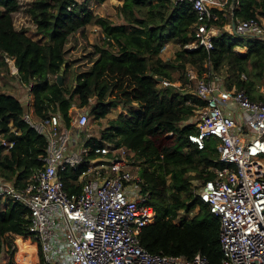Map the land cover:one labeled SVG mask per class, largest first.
Instances as JSON below:
<instances>
[{"label":"trees","instance_id":"obj_1","mask_svg":"<svg viewBox=\"0 0 264 264\" xmlns=\"http://www.w3.org/2000/svg\"><path fill=\"white\" fill-rule=\"evenodd\" d=\"M86 1L35 0L25 10L36 26L38 39H33L28 30L14 26V15L22 9L19 0H0V75L6 73L27 87L24 100L0 92V178L24 187L43 166L47 140L24 121L25 114L37 119L58 114L70 126L74 108L100 121L119 103L136 105L137 111L112 121L99 143L125 147L142 164L138 165L142 193L156 211L155 223L140 234L142 246L151 253L186 259L200 254L209 264H221L220 221L198 198V187H193L194 180L213 178L210 168L219 167V155L211 157L208 148L199 151L188 141L195 131L191 119L204 103L192 93L160 88L157 79L180 84L173 74L181 73L186 83L189 66L199 76L218 77L228 89L264 100L259 92L264 88V40L223 31L214 39L212 51H187L196 22L189 4L174 7L170 0H124L117 9L119 21L114 23L95 15ZM233 13L241 20L264 16V0H236ZM90 25L104 35L103 45L95 47L99 59L87 71L75 74L71 86L65 48L73 34ZM172 41L180 44L176 59L163 61L161 50ZM237 48H246V54ZM8 59L14 61L17 72H11ZM64 65L59 86L57 76ZM4 141L15 145L7 152ZM97 141L92 139L89 145ZM86 168L82 165L63 175L69 192L80 191L78 179ZM195 208L200 210L197 215L176 223L181 212L189 214ZM27 215L26 207L19 204L0 210V244L10 256L7 264L43 261L40 243L28 232Z\"/></svg>","mask_w":264,"mask_h":264},{"label":"built area","instance_id":"obj_2","mask_svg":"<svg viewBox=\"0 0 264 264\" xmlns=\"http://www.w3.org/2000/svg\"><path fill=\"white\" fill-rule=\"evenodd\" d=\"M170 2L174 7L189 4L196 16L194 39L185 49L212 51L220 13L230 0ZM234 5L231 2L232 12ZM233 23V35L264 40L260 17ZM13 68L17 72L15 63ZM185 77L184 85L164 79L158 83L160 88L192 93L204 103L191 122L195 131L188 135L194 147L204 151L213 138L219 141V167L210 168L214 176L200 184L197 196L220 221L221 264H264V175H250L253 162L264 156V100L228 89L218 77L199 76L193 67H187ZM259 92L264 94V88ZM24 121L47 140L43 166L24 187L0 178V210L11 204L26 207L28 232L41 245V264H209L200 254L186 259L142 246L140 234L155 223L156 212L142 193L141 177L133 172L135 155L111 143L101 146L100 140L89 145L91 137L81 135L89 113H79L70 126L53 113L43 119L25 114ZM14 145L3 142L7 152ZM82 165L87 168L78 179L80 191L69 192L63 175ZM4 254L2 247L0 264H6Z\"/></svg>","mask_w":264,"mask_h":264},{"label":"rangeland","instance_id":"obj_3","mask_svg":"<svg viewBox=\"0 0 264 264\" xmlns=\"http://www.w3.org/2000/svg\"><path fill=\"white\" fill-rule=\"evenodd\" d=\"M34 1L35 0H19L22 9L19 13L14 15V26L17 30H21V29L28 30L29 36H31L33 39H38V37L35 34L36 26L25 13V10ZM78 1L79 3L83 2V0H78ZM86 2L87 5L90 7V9L93 10L95 15H98L106 19H110L114 23H118L119 19H118L117 9L118 7L124 4V0H109L104 4H98L94 0H87ZM103 38L104 35L101 32L100 28L94 25H90L85 29H82L77 33L73 34L68 39V43L65 49H66L67 65L70 67L69 75L67 76V81L69 82V85L71 86L73 85L75 74L87 71L99 59V55L96 53L95 47L96 45H100V46L103 45ZM166 47H167L166 50L164 52H161L159 57L163 61H174L176 59L178 51L180 50V44L172 41L169 44H167ZM236 51L242 54L240 51L238 50ZM8 66L11 72H13L14 63L12 61H10V63L8 62ZM180 76H182L181 73L173 74L174 79L176 80L179 79L180 81H182L180 82L181 85L186 84ZM52 79L54 80V78ZM0 92H5V93L12 92L15 95L19 96L21 100H24V95H25L24 92H26V88L20 84H17L14 81V79L11 78L10 75H6V73H4L2 76L0 75ZM134 106L127 107L119 103L116 106V108H114L111 111V113L107 115L105 119L100 121H97L93 116H90L89 125L87 129L82 131L83 133L81 135L83 137L87 135L88 137H91V140L96 139L102 142L103 134L108 131L112 121L117 119L120 114L129 115L130 113L137 111L138 107L137 106L134 107ZM80 112L81 110L77 108H74L71 111V117L73 119L72 121L75 120L76 115ZM194 121L195 118L193 117L191 119V122ZM1 140H2V136H0V141ZM82 140L84 139L82 138ZM218 147H219V141L216 138H213L212 141L208 144V151L212 154L210 155L211 157L216 156L218 154ZM255 163L258 164L262 170H264V156L258 157L255 160ZM138 165L141 166L142 164L136 161L135 167L133 168V172L136 176L140 177V167H138ZM201 183H202L201 180H194L193 187L199 188ZM5 202L6 201H3V205L5 204ZM199 211H200L199 208H195L189 214L187 213L185 214L184 212H181L179 219L176 220V223H180V221H182L185 217L186 218L188 217L187 219H191L192 217L197 215ZM1 245L2 244H0V248ZM9 259L10 256L7 253H5L3 255V262L4 263L6 262L7 264L9 262Z\"/></svg>","mask_w":264,"mask_h":264},{"label":"crops","instance_id":"obj_4","mask_svg":"<svg viewBox=\"0 0 264 264\" xmlns=\"http://www.w3.org/2000/svg\"><path fill=\"white\" fill-rule=\"evenodd\" d=\"M220 16H221V20L218 22V23H221V24H218L217 23V25H216V27H217V29L219 30L218 31V34H217V37L224 31V32H227L228 34H230V35H233V33H234V28H233V25H234V21L235 20H241V19H236L235 18V16H234V14H233V12L230 10V6L228 7V9H226L225 11H223V12H221L220 13ZM260 17V16H259ZM261 19H263L264 20V16H261L260 17ZM223 19H224V21H223ZM223 22H224V24H223ZM234 36H236V35H234ZM236 50H238V51H240L242 54H246V52H247V49L246 48H244V49H242V48H237ZM14 71H15V69H13ZM13 71V72H14ZM21 85V84H20ZM9 93V92H8ZM25 93V92H24ZM10 94H14V93H12V92H10ZM15 95V94H14ZM17 96V95H16ZM136 106V105H135ZM134 106V107H135ZM80 113H89L88 111H82L81 110V112ZM79 114V113H78ZM77 114V115H78ZM76 115V116H77ZM90 115V114H89Z\"/></svg>","mask_w":264,"mask_h":264},{"label":"bare ground","instance_id":"obj_5","mask_svg":"<svg viewBox=\"0 0 264 264\" xmlns=\"http://www.w3.org/2000/svg\"><path fill=\"white\" fill-rule=\"evenodd\" d=\"M250 175L252 177H257V176H262L264 175V170H262L258 164H256L255 162H253V164L251 165V169H250Z\"/></svg>","mask_w":264,"mask_h":264},{"label":"water","instance_id":"obj_6","mask_svg":"<svg viewBox=\"0 0 264 264\" xmlns=\"http://www.w3.org/2000/svg\"><path fill=\"white\" fill-rule=\"evenodd\" d=\"M235 0H232V5H234ZM233 28L235 29V24L233 25ZM66 65H64V67L62 68V72L60 75L57 76V82L59 86L63 85V72L65 70ZM151 76H153V73H150ZM163 79L162 78H158L157 82H161Z\"/></svg>","mask_w":264,"mask_h":264}]
</instances>
